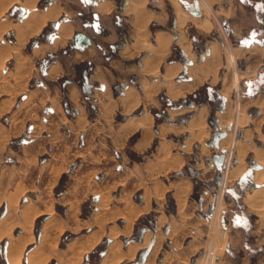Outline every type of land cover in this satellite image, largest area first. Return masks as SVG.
Listing matches in <instances>:
<instances>
[{
	"label": "rangeland",
	"instance_id": "374dc122",
	"mask_svg": "<svg viewBox=\"0 0 264 264\" xmlns=\"http://www.w3.org/2000/svg\"><path fill=\"white\" fill-rule=\"evenodd\" d=\"M80 1L86 5L89 4V0ZM200 1L164 0L158 3L156 7V3L151 0L148 4L150 9L162 11L165 17L162 24L152 22L150 24L151 29L160 28L171 33L177 31V13L174 12L173 8L175 4L184 13L193 17L209 15L213 22V28L207 33L193 23L186 22V15L182 14L180 17V25L184 28L193 54L191 67L196 66V63H201L200 72L206 70L208 65L204 63V59H207L208 56H205L204 53L209 41H213L218 46L223 62L220 63L219 69L217 68L214 70L215 72H212L216 74L214 82L210 83L209 76L207 82L192 92L186 93L185 96L175 99L166 96L162 90L157 95L158 107L150 108L149 112L154 116L153 111H156L159 117L164 120L162 122L175 125V127L179 126V128H169L166 137L171 142L173 141L174 148L172 150L180 153L185 159V163L180 168L170 170L162 164L156 170L158 173L148 179L147 176H144V183H142L154 186V195L161 197L164 211H158V206L153 201L152 208L149 207V212L136 219L135 223L143 215L152 213L154 224L153 228L146 229L147 233L144 235V245L146 246L138 249L132 258H125L118 264H142L140 263L141 256L139 260L137 257H139V252L150 246L152 239L155 240L150 246L145 259L146 262L143 264H201L199 259L202 256L208 258L206 264H223L228 260L233 264L239 259L237 256L242 255H246L251 264L264 262V198L259 196L252 202V207L245 202L246 192L264 188V178L258 184L259 187L253 183V172L260 169L261 166L257 163L259 168H255L256 162L252 153L254 145L262 147V142L258 140L257 134L264 132V83H261L264 79V25L258 21L259 18L254 13L256 4L264 12V0H236L248 14V18L242 20L241 38L233 36L229 20L219 17L218 12L213 16L205 5L202 6L203 3ZM19 9L20 7L14 8L11 12L9 10L8 15L16 18V15L20 13ZM213 9L216 10L214 7ZM262 18L264 19V17ZM88 23L96 24L95 27L99 33L107 32L98 24V20L93 14L88 18ZM79 35L84 39L81 42L80 39H76L79 43L78 46L86 40L85 36L80 33ZM5 38L9 39L10 37L7 35ZM178 43L181 45L180 42ZM120 46V41L108 44L107 53L103 54V61L107 62V59L117 56ZM181 46L183 49L189 50L188 43L187 47ZM243 46L246 47L239 48ZM228 52H232L235 56V70L230 63H227ZM50 54L52 56L49 62L54 55ZM139 57H135L133 61L136 62ZM45 59L46 57L39 60V66L49 63L45 62ZM166 61H177L182 64V67L185 66L177 72L174 80H183L188 77V73H190L188 71L191 69L188 59L174 41L171 43V52ZM129 62L131 61H126V63ZM260 74L263 76L260 77ZM137 78V75H132L129 82L137 86ZM61 79H66L67 83L71 81L67 77ZM61 79L59 82L62 89ZM73 79L80 87V103L85 109V117H83L85 120L82 121L83 124L77 129V132H72V128L66 125L57 128L50 125L43 132L27 125L22 132L15 134L10 127L11 119L9 116L11 112H6L0 117V139L5 142L7 126L13 131V136L11 139L9 138L8 144L2 142L1 145L5 146L0 145V252L3 251V255H0V264H8L9 262L7 247L10 242L21 243L22 249L19 254L22 264H28L26 258L30 253L47 257L44 264H83L85 255L101 242H105L107 250L109 239L103 229H107L105 220L100 226L101 238L90 250L83 251L85 248L82 250L81 244L72 243L73 239L87 235L95 225L98 226L96 222L92 223V219L86 223L81 222L80 215L83 204H85L86 209H89L88 214L89 216L92 215L91 218L93 217V219L98 218L106 210L105 198L102 197L97 202V195L92 190L107 182V175L105 176L107 155L105 158L98 159L91 153L93 152L92 148L91 152L88 151L89 153L85 148L90 143L99 144L102 138L107 139V136L103 134V129H98L95 134L94 131L90 133L95 126L101 125L98 118L99 111L91 94L92 85L86 90L83 89L84 81L78 83L77 72H74ZM67 83H65V98H63L62 93V105L65 99L69 107L68 112L66 111L67 116L75 118L66 95ZM204 85L214 88L219 94V98L215 102L217 108L214 111H211V105L208 101L204 100L197 103L196 100L188 97ZM123 86L124 84L117 83L114 86L115 92L121 91ZM237 97L240 100L239 105L235 107ZM166 98L168 100L164 103L163 100ZM200 104H204V112H199L201 110ZM16 106L15 103L12 110ZM139 112L140 109H136L133 114L136 115ZM236 116L239 121L244 123L242 125L239 122L237 128H234L233 121ZM125 119L126 115L118 112V110L115 111L114 121L122 122ZM233 132L234 152H232L231 157H228L226 156L227 143H229L227 137L231 136ZM220 133L225 135L221 137ZM61 135L68 143L75 144L77 155L73 154L69 158H56L55 143L59 142ZM136 137L137 134L131 136L128 145ZM26 139H32L31 141L36 143L42 142L46 151L42 155L37 151L35 153H38L37 159L30 156L29 152L26 156L27 159L23 157L16 159V156L21 152V142ZM222 140H225V143ZM237 140L249 147L246 148L241 162L236 155L238 144H241L236 143ZM156 142L155 139L143 153L134 152L126 146L125 152L132 159L130 164L143 161V157L150 155L154 150ZM27 146L30 147L31 145H25L24 149H27ZM76 148L79 149L76 150ZM110 150L114 158H120L121 154L118 150L113 147H110ZM52 161L62 164L59 166V170L50 168ZM38 162H41L43 166H40ZM48 166L49 170H46ZM122 168L123 165L118 164L113 169L121 171ZM184 179L191 182V194L186 204L182 209L179 208L177 214L175 211L167 212V206L170 205L168 198L172 199L174 206H176V199L179 201L180 198H173V188L181 189L188 184V181ZM57 189L60 190L58 193H56ZM140 194V190L135 192L133 199L139 201L141 199ZM245 203L254 210L248 208ZM78 204H80L79 207ZM255 210L262 216L258 217ZM27 216H29V220H27ZM116 223L122 225L123 219H118ZM133 234L134 226L130 236L119 237L123 244L119 248L124 249L128 242L140 239H130ZM235 239L239 240L238 245L231 246L230 241ZM90 242L93 240L86 244ZM70 244L74 245L76 249L82 250L76 261H72L69 256ZM135 247L137 245L133 246L134 249ZM252 249L259 251L250 255Z\"/></svg>",
	"mask_w": 264,
	"mask_h": 264
},
{
	"label": "crops",
	"instance_id": "0c3cea01",
	"mask_svg": "<svg viewBox=\"0 0 264 264\" xmlns=\"http://www.w3.org/2000/svg\"><path fill=\"white\" fill-rule=\"evenodd\" d=\"M150 1L89 0V4L86 5L80 0H46L41 5L42 0H0V117L6 112H11L10 127L15 134L22 132L27 125L40 129V132L50 125L56 126V128L66 125L72 128V132H77V129L83 124L82 121L85 120L83 118L85 109L80 103V87L73 79L74 72H76L73 66L83 62L93 64V68L86 77V82L89 86L92 85L91 94L99 111L98 118L101 125L95 126L90 133L94 131L95 134L98 129H103V134L107 136V139L102 138L99 144L90 143L85 148H87V152H91L92 148L93 152L91 153L98 159L105 158L107 155V172L105 174L107 182L92 190L97 195V202L102 197L105 198L106 210L95 219L91 218L92 215L89 216V214L85 217L80 215L81 222L86 223L92 219V223L96 222L98 226L95 225L87 235L73 239L72 243L77 242L85 247L88 241L93 240L92 244L83 251L90 250L101 238L100 226L105 220L107 229H103L107 233L109 244L99 264L105 262L118 264L125 258H132L138 249L146 246L144 245V235L147 230L142 233L138 241H130L124 249L119 248L123 245L119 237L130 236L136 219L149 212L153 201L157 204L158 211H164L161 197L154 195V186L143 184L144 176H147L148 179L155 175L158 173L157 168L162 164L170 170L180 168L185 163L181 154L172 150L174 148L173 141L171 142L166 137L169 128H179V126L175 127V125L165 122L157 124L154 116L149 112L151 107L159 105L158 93L163 90L166 96L171 99L185 96L186 93L192 92L207 82L209 76L210 83L214 82L216 74L212 72L219 69L220 63L223 62L218 46L213 41H209L204 53L205 56H208L207 59H204V63L208 65L206 70L200 72L201 63H196V66L191 67L193 54L184 28L180 25V17L182 14L186 15V22L189 21L196 27L199 26L203 32L207 33L213 28V22L209 15L193 17L184 13L175 4L173 8L177 13L176 33L160 28L151 29L152 22L162 24L165 17L162 11L152 10L148 7ZM152 1L156 3L157 7V4L164 0ZM206 1L214 14L218 12L219 17L230 21L233 36L241 38L242 20L248 18V14L241 4L236 0ZM15 5L23 9V14L18 18L8 15L9 10ZM91 14L98 20V24L107 31L106 33H99L95 27L96 24L88 23ZM51 22H54V26L48 38L36 40L29 46V42L39 36ZM201 25L205 26L201 27ZM77 33L85 36L86 40L69 53L64 52L63 49ZM7 35H9V39L5 38ZM182 36L185 37L189 45L188 51L178 43ZM117 41L121 42L117 56L104 62L103 54L107 53L106 47ZM172 41L183 50L191 67L188 77L183 80H174L173 78L185 66L182 67V64L177 61H166L171 52ZM50 53L54 54L52 60L46 65L39 66V60ZM138 56L140 57L134 62L133 59ZM126 61L131 62L126 63ZM234 63L231 65L233 70H235ZM132 75L138 77L137 86L129 82ZM63 77L71 80L66 85V95L75 118H69L62 105V89L59 81ZM117 83H122L124 86L121 91L115 92L114 86ZM15 103L17 106L12 110ZM203 106L204 104H200L199 112L205 111ZM136 109H140V112L135 115L133 112ZM116 110L126 115V119L122 122L114 121ZM10 127H6L8 131H6L7 135L5 134V142L0 139V145L2 142L8 144L9 138L11 139L13 136ZM135 134H137L136 139L128 145L129 139ZM63 137L61 135L59 142L56 140V158H69L73 154L77 155L75 144L68 143ZM155 139L157 142L151 154L143 157L141 162L130 164L132 159L125 152V147L128 146L134 152L143 153ZM31 140L26 139L21 142V152L16 156V159L18 157L27 159L28 152L31 154L30 156L37 159L38 153L42 155L46 151L42 142L36 143ZM28 144L31 146L24 149V146ZM110 147L120 152L119 159L114 158ZM30 148L31 150H29ZM78 149L76 148V150ZM37 151L38 153L35 154ZM38 164L43 166L41 162ZM118 164L123 165L121 171L113 169ZM50 165V168L59 170V166L62 164L52 161ZM46 170H49V166ZM184 180L188 181L186 186L181 189L173 188V198L180 197L179 201L177 199L175 201V214L178 213L179 208H183L191 194V182L187 179ZM256 187L259 185L257 184ZM138 190L141 191V199L135 201L133 195ZM79 206L80 204H78ZM255 213L258 217L262 216L257 211ZM118 219H123L122 225L116 223ZM152 240L154 242L155 239ZM238 241L237 239L231 240L230 245H238ZM135 245L137 247L134 249ZM237 258L239 259L234 260L233 264H251L246 255L237 256ZM145 259L140 263H145ZM223 264H232V262L228 260Z\"/></svg>",
	"mask_w": 264,
	"mask_h": 264
},
{
	"label": "trees",
	"instance_id": "16d2710c",
	"mask_svg": "<svg viewBox=\"0 0 264 264\" xmlns=\"http://www.w3.org/2000/svg\"><path fill=\"white\" fill-rule=\"evenodd\" d=\"M45 1L46 0H42V2L40 4L42 5V3L45 2ZM14 8H18V7L16 5L13 6L10 9V12ZM22 11L23 10L20 8L19 9V12L20 13L18 15H16V18H18L21 15ZM254 13H255V16L257 18H259L258 21H260V23L262 25H264V19L262 18V17H264V12L262 10H260L258 4H256L254 6ZM260 18H262V19H260ZM53 26H54V22L49 23L42 30L41 34L39 36L33 38L29 42L28 45L30 46L36 40L48 38L49 34L52 31ZM76 39L77 40L80 39L79 41L81 42L84 38L83 37H80V35L78 33L75 34V36H73L71 42L64 48V51L65 52H70V50H72L73 48H75V46H78L79 43H77ZM51 56H52L51 54H48L46 56L45 62H49V60L51 59ZM73 67H74L75 71L78 74V79H77L78 83H80V82L82 83V81H84V83H85L87 74H88V72L92 68V64L89 63V62H83L81 64L74 65ZM61 82H62V86H63L62 87L63 98H65V83H67V80L66 79H61ZM83 89H84V86H83ZM188 97L191 98V99L196 100L197 103H200V102H202L204 100L208 101L209 104L211 105V111H214L217 108L216 105H215V102L219 98V94L215 91L214 88H212V87H210L208 85H204L203 87L199 88L194 93L190 94ZM167 100L168 99L166 98V99L163 100V102L165 103ZM63 105H64L65 110L68 112L69 107H68V104H67V102H66L65 99L63 101ZM153 114H154L155 122L156 123H160V122L164 121L161 117H159V115L156 113V111H153ZM59 191L60 190L57 189L56 190V193H58ZM168 201H169V204L171 206L170 205H169L170 207L167 206V212H174L175 211V206H174V203H173L172 199L171 198H168ZM88 213H89V209H86L85 204H83L81 216L84 217ZM153 224H154V220H153V217H152V213H148L146 215H143L135 223V225H134V234H133V236L130 239H132V240H138L140 238L141 233L144 230H146L148 228H153ZM105 250H106V244H105V242H101L96 247H94L89 253H87L85 255L83 264H99V261H100L101 257L103 256ZM256 251H259V250H257V249L250 250V255H254V253ZM141 253L142 252H139V257H137L138 260L140 259ZM0 255L1 256L3 255V251L2 250L0 252ZM121 264H127V263H121Z\"/></svg>",
	"mask_w": 264,
	"mask_h": 264
},
{
	"label": "bare ground",
	"instance_id": "6f19581e",
	"mask_svg": "<svg viewBox=\"0 0 264 264\" xmlns=\"http://www.w3.org/2000/svg\"><path fill=\"white\" fill-rule=\"evenodd\" d=\"M202 1V6L205 5V7L208 9V11H210L212 13V15L214 16V13L209 5V3L206 1V0H201ZM200 1V2H201ZM201 4V3H200ZM204 7V6H203ZM203 9V8H202ZM205 9V8H204ZM206 12V11H205ZM215 18V17H214ZM217 21V20H216ZM195 23V22H194ZM205 23V22H204ZM208 23V22H207ZM196 24V23H195ZM202 24V23H201ZM198 25V24H196ZM200 25V24H199ZM202 26H205V25H201ZM208 26V25H206ZM199 28V26H198ZM208 28V27H207ZM200 29V28H199ZM203 29V28H202ZM178 42L181 43V45H183L184 47H187V42H186V39L184 36H182V38H180L178 40ZM235 62V56L232 52H228V58H227V63H230V65H232L233 63ZM239 100L240 98L237 97L236 100H235V107L239 105ZM238 113V112H237ZM241 118V117H240ZM243 121H244V117H243ZM239 122L242 123V121H239V118L236 116L234 118V128H237ZM244 123V122H243ZM242 123V125H243ZM246 124V123H245ZM241 126V125H240ZM240 128V127H239ZM258 130V129H257ZM248 132V131H247ZM258 132V131H257ZM259 134L258 135V140H260L262 142V147H257L254 145L253 149H252V153H253V159L256 163H258L261 168L260 169H257V170H254L253 172V183L255 184H260L264 178V132L263 133H260L258 132ZM245 134V133H244ZM250 135V134H249ZM245 136V135H244ZM234 137V132L231 134V136H228L227 137V141H229V143H227L228 145V151H227V154L226 156L228 157H231L232 155V152L233 151V146H235V143L233 144L232 143V139ZM250 137V136H249ZM248 138V137H247ZM246 139V138H245ZM223 142L225 140H222ZM221 141V142H222ZM225 143V142H224ZM236 143H241L239 140H237ZM221 144V143H220ZM226 145V144H225ZM238 148L236 149L237 150V156L240 160V162L242 161V156L243 154H245V150L246 148L248 147L247 144H244L243 142L241 144H238ZM222 146V145H221ZM224 147V145H223ZM235 148V147H234ZM249 148V147H248ZM252 148V147H251ZM234 155V154H233ZM235 156V155H234ZM244 167V166H243ZM259 196H263L262 198H264V188H258V189H252V190H249L248 192H246L245 194V202L250 206L252 207V202L257 199ZM27 220H29V216H27ZM130 220V219H129ZM131 224V223H129ZM92 244V242L86 244L87 246H90ZM87 246L85 247H82V250L83 248H86ZM21 249H22V246H21V243H18V242H10V244L8 245L7 247V254H8V264H22V261L20 259V254L21 253ZM82 250H79L78 248L76 249L74 245L70 244V247H69V256L71 257V260L72 261H76L77 258L80 256V252ZM74 251V252H72ZM132 251V250H131ZM130 251V252H131ZM27 263L28 264H44V262L46 261L47 257L41 255V254H28L27 255ZM207 260L208 258H200L199 261H201L203 264H206L207 263ZM198 261V259H197ZM198 261V262H199ZM201 263V264H202ZM106 264V262H105ZM108 264V263H107ZM112 264V263H110Z\"/></svg>",
	"mask_w": 264,
	"mask_h": 264
},
{
	"label": "water",
	"instance_id": "95a60500",
	"mask_svg": "<svg viewBox=\"0 0 264 264\" xmlns=\"http://www.w3.org/2000/svg\"><path fill=\"white\" fill-rule=\"evenodd\" d=\"M262 76H263V75L260 74V77H262ZM261 83H264V79L262 80ZM88 88H89V85L87 84V82H86V80H85V83H84V89L86 90V89H88ZM224 135H225L224 133H220V136H221V137H223ZM254 166H255V168H259V165H258L257 163H255ZM256 186H257V184H256ZM152 243H153V240L151 241L150 246L152 245ZM150 246H149L148 248H146L145 250L142 251V253H141V260H140V261H143V260L145 259L146 255L148 254V251H149Z\"/></svg>",
	"mask_w": 264,
	"mask_h": 264
},
{
	"label": "built area",
	"instance_id": "2783aa9c",
	"mask_svg": "<svg viewBox=\"0 0 264 264\" xmlns=\"http://www.w3.org/2000/svg\"><path fill=\"white\" fill-rule=\"evenodd\" d=\"M259 264H264V262H262V263H259Z\"/></svg>",
	"mask_w": 264,
	"mask_h": 264
}]
</instances>
